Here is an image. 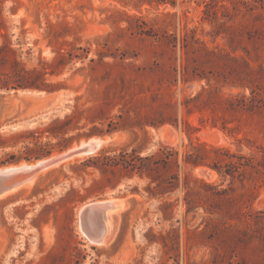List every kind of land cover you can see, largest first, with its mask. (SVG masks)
<instances>
[{
  "label": "rangeland",
  "instance_id": "obj_1",
  "mask_svg": "<svg viewBox=\"0 0 264 264\" xmlns=\"http://www.w3.org/2000/svg\"><path fill=\"white\" fill-rule=\"evenodd\" d=\"M13 68L49 88H0V166L109 139L0 199V264H264V183L227 178L225 214L188 212L184 173L220 184L216 171H179L180 187L154 196L146 176L85 164L162 146L181 160L190 139L264 145V0H0V82ZM252 90L261 109L230 106ZM36 143L51 153L25 158ZM107 198L122 200L117 233L94 244L79 211Z\"/></svg>",
  "mask_w": 264,
  "mask_h": 264
},
{
  "label": "trees",
  "instance_id": "obj_2",
  "mask_svg": "<svg viewBox=\"0 0 264 264\" xmlns=\"http://www.w3.org/2000/svg\"><path fill=\"white\" fill-rule=\"evenodd\" d=\"M35 71L23 69V73H20V71L13 68L11 76H13L14 81H1L0 88L6 90L18 88L48 90L47 85L26 79L27 75L35 73ZM23 79L24 81H22ZM198 97L199 95L186 98L183 103L189 109L191 107L190 103L197 100ZM259 98V93L252 90V96H243L238 100L239 103L235 104V98L229 99V102L231 107L237 105L254 111L262 108V104L257 100ZM191 129L196 130L198 128L188 124V130ZM222 129L233 133L236 127H228L224 124ZM107 131H111V129ZM102 132V130L98 131V133ZM244 140L248 141L250 151H243L242 144ZM237 142L239 146L237 149H233L229 145H215L204 141L195 142L190 139L189 147L184 151L181 160L179 159L178 150L169 146H162L157 152L146 155H141L135 149L131 152L121 151L113 155L105 153L94 155L85 160V164L92 163L100 169L104 166H122L127 170L129 176L136 174L141 177L146 176L149 179L147 189L154 196H163L180 187L179 171H192L194 168L214 170L223 179L220 184L209 183L204 177H197L191 172L184 173L186 187L184 200L188 212L202 206L206 212L225 214L223 204L229 203L228 192L231 189V184L227 187H221V185L227 178L230 179L231 183L236 179L246 178H253L264 183V145L255 144L248 137L237 138ZM36 144L37 147L35 148L29 147V154L25 158L31 159L32 156L39 158L51 153L52 148L49 144ZM163 171L169 172L164 173ZM191 181H194L195 186L189 185ZM193 194L196 195V199L191 197ZM204 198L210 200L211 203H207L208 201L204 203ZM163 204L170 205L167 201Z\"/></svg>",
  "mask_w": 264,
  "mask_h": 264
},
{
  "label": "water",
  "instance_id": "obj_3",
  "mask_svg": "<svg viewBox=\"0 0 264 264\" xmlns=\"http://www.w3.org/2000/svg\"><path fill=\"white\" fill-rule=\"evenodd\" d=\"M20 123L17 121L4 127L16 128ZM104 141L105 137H90L65 151L59 152L58 155L50 154L33 162L0 166V195L36 179L48 167L57 166L77 156L95 154L102 147ZM199 169L202 175L211 176L209 169ZM109 205H111L109 198L98 199L88 202L80 210V226L92 241L100 242L105 237V210Z\"/></svg>",
  "mask_w": 264,
  "mask_h": 264
},
{
  "label": "bare ground",
  "instance_id": "obj_4",
  "mask_svg": "<svg viewBox=\"0 0 264 264\" xmlns=\"http://www.w3.org/2000/svg\"><path fill=\"white\" fill-rule=\"evenodd\" d=\"M162 131H163V129H162ZM108 139H109V136H106L105 137V141L102 144V147L106 144ZM82 141H85V139L82 140ZM101 148H100V150H101ZM58 154H59L58 152L54 153V155H58ZM81 158H85V156H77V157H74L72 159H68L65 162H70V161H74L75 159H81ZM21 163H28V162L27 161H23ZM11 165H13V164H11ZM52 168H53L52 166L48 167L42 173L48 171L49 169L51 170ZM198 171H200V169H198ZM210 171H211V177H214L216 175V172L214 170L213 171L210 170ZM34 182H35V179H33L32 181H30L28 183H25V184H23V185H21L19 187H16V188H13V189H11L9 191H6L5 193L0 195V199L8 197L9 195L13 194L14 192H16L17 190H19V189H21L23 187H30V186L33 185ZM110 201H111V205H109L106 208V210H105V226H106V230H105V237H104V239L102 241H100V242L92 241L91 239L88 238V236L84 233V231L81 228L82 232L86 235V237L89 239V241L94 243V244H100V245L107 244V243H109L110 241L113 240V238L115 237V235L117 233V228H118V218L117 217H118V212H119V210L122 207V200H120V199H111L110 198ZM83 207H81V209ZM79 217H80V211H79Z\"/></svg>",
  "mask_w": 264,
  "mask_h": 264
}]
</instances>
